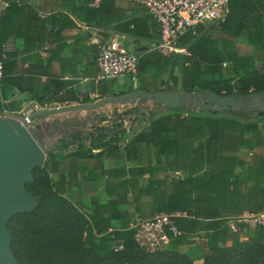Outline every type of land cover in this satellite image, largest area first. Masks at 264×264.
<instances>
[{
	"label": "trees",
	"instance_id": "16d2710c",
	"mask_svg": "<svg viewBox=\"0 0 264 264\" xmlns=\"http://www.w3.org/2000/svg\"><path fill=\"white\" fill-rule=\"evenodd\" d=\"M114 1L100 0L95 15L110 14ZM228 8L223 22L208 28L197 26L178 37V46L187 53L164 55L154 48L138 54L131 83L148 92L264 94V0H229ZM127 22L133 23L127 33L145 36L135 20ZM240 36L251 45L249 54L239 52L233 39ZM171 66L179 70V87L172 88L166 81L158 89ZM132 90L130 85L128 92ZM64 100L65 96L54 94L35 99L42 106ZM126 116L130 120L127 130L122 121L111 128L76 129L59 138L55 147L93 149L102 155L119 151L117 144L122 142L124 149L112 154L140 169L118 186L130 190L131 204L140 219L180 213L173 217L180 235L162 249L146 252L133 240L132 227L107 231L108 224L99 226L57 191L50 175L52 152L48 151L42 166L33 171V182L26 184L27 191L40 197L39 206L14 215L7 224L18 263L193 264L182 247L194 243L196 237L205 247L203 264H264V225L239 221L244 213H264V137L260 130L264 110H159L153 105L126 110L121 119ZM109 145L114 147L107 149ZM52 205L55 209L48 210Z\"/></svg>",
	"mask_w": 264,
	"mask_h": 264
},
{
	"label": "crops",
	"instance_id": "0c3cea01",
	"mask_svg": "<svg viewBox=\"0 0 264 264\" xmlns=\"http://www.w3.org/2000/svg\"><path fill=\"white\" fill-rule=\"evenodd\" d=\"M99 2L100 0H0V53L3 47L7 48L3 63L2 93L11 101H15L19 95L25 96L21 101H15L16 111L37 102L35 99L49 98L53 94L65 96V100L54 102L50 106H63L120 95L128 92L130 85L133 87L132 91L138 90L136 83H131L130 76L115 80H96L95 57L99 47L111 40H116L136 54L154 49L160 38L158 26L137 2L115 0L110 14H102L100 17L94 12ZM130 20L138 23V30L144 32L145 36H134L126 32L127 28H133V23L127 25ZM210 26L211 24L203 25L206 28ZM214 34L220 36L217 27ZM233 40L240 53L251 52L252 47L246 43L244 36ZM166 81L172 88L179 87L177 67L171 66L162 76L158 89ZM73 99L86 101L78 102ZM116 106L118 112H124L151 105L144 102ZM78 111L80 110H74ZM93 111H80L82 113L78 117L69 114L73 111L62 112L54 120L64 129L70 130V133L80 130L82 126L76 124L81 121L84 131L98 126L107 127L110 116L104 120H100L101 116L95 119L90 113ZM64 122H69V125L62 124ZM34 123L40 126V119ZM260 130L264 137V125ZM125 134L126 131L123 135ZM56 143L57 141L47 152H52L49 159L50 175L57 191L62 196L71 198L99 226L108 224L107 231L131 228L140 219V215L131 204L130 190L120 188L118 183L127 179L130 173L139 171L140 166L117 160L112 154L124 149L122 142L117 144L119 151L113 149L109 154L102 155H98L93 149L79 150L74 146L56 148ZM113 147L109 145L107 149Z\"/></svg>",
	"mask_w": 264,
	"mask_h": 264
},
{
	"label": "water",
	"instance_id": "95a60500",
	"mask_svg": "<svg viewBox=\"0 0 264 264\" xmlns=\"http://www.w3.org/2000/svg\"><path fill=\"white\" fill-rule=\"evenodd\" d=\"M24 97L19 95L14 100L19 102ZM262 98L264 94L238 96L180 90L154 92L135 90L91 102L44 108L33 112L29 120L35 122L41 117L74 110L93 111L109 104L144 102H150L151 106H159V110L180 107L214 111L242 108L264 110L254 106ZM15 101H11V107ZM53 124L57 126L59 122L55 121ZM62 124L69 125V122ZM38 128L35 123L26 128L16 119L0 117V264H19L10 247L11 236L7 229L10 218L18 213L30 212L40 203V197L26 189V184L33 182L34 169L42 166L47 153L44 140L38 134Z\"/></svg>",
	"mask_w": 264,
	"mask_h": 264
},
{
	"label": "built area",
	"instance_id": "2783aa9c",
	"mask_svg": "<svg viewBox=\"0 0 264 264\" xmlns=\"http://www.w3.org/2000/svg\"><path fill=\"white\" fill-rule=\"evenodd\" d=\"M141 4L147 14L158 26L159 41L156 49L164 55L187 53L184 47L177 44L178 37L187 30L197 26L218 24L226 18L229 0H132ZM6 47L0 53V117L18 120L24 127L34 125L29 116L44 106L37 102L27 105L19 111L12 110L11 100L2 93V65L6 59ZM138 54L128 51L116 40L103 43L95 57L97 66L96 80H115L123 76L133 78L136 73ZM54 105V104H53ZM51 105L50 107H53ZM125 118L123 122H126ZM125 127V125H124ZM127 128V125L126 127ZM180 213H159L150 218H141L135 222L133 240L146 252H154L168 245L173 238L180 235L173 217ZM239 221L250 225H264V213H244ZM231 228L235 226L230 223Z\"/></svg>",
	"mask_w": 264,
	"mask_h": 264
},
{
	"label": "rangeland",
	"instance_id": "374dc122",
	"mask_svg": "<svg viewBox=\"0 0 264 264\" xmlns=\"http://www.w3.org/2000/svg\"><path fill=\"white\" fill-rule=\"evenodd\" d=\"M255 104H256V105H254L255 107H259V108L264 109V98H262L260 101L256 102ZM116 105H118V104H109V105L103 106L101 108H97L96 110H94L93 112H90V113H91V115H94L95 117H100L102 115H104V117L110 116L109 122L107 123V127L108 128L115 127L118 124V122H120V121L123 122V118L121 119V115L123 112H118L116 110V107H117ZM49 107L50 106H48V105L44 106V108H49ZM80 111H88L89 112L90 110H80ZM80 111L69 112V114L74 115V117H78L79 113H82ZM58 115L59 114H55V115L39 118L40 119V126L37 129V131H38V134L41 135L43 140H44V146H45L46 150L51 148L53 146V144L56 141H58L59 138L65 137L70 133V130L64 129V127L60 126L59 124L57 126H54L53 123L56 121V120H54V118L59 117ZM125 118H127V117H125ZM82 124H83V122L81 121L79 124H76V126H79V127L82 126L80 128V130L83 132H87V131H84L85 128L83 127ZM124 125H125V127L127 125V128H125ZM122 126L127 130L130 127V120L126 119V122L125 123L123 122ZM56 127H58L59 130ZM75 206L77 207L76 204H75ZM54 209H55V206L52 205L48 210H54ZM34 210H32V211H34ZM32 211H30V212H32ZM27 213H29V212H27ZM242 240H245V239L242 237ZM228 244H230V243H228ZM202 248L203 249L205 248L203 245V240L195 237V242L190 244V245H184L182 247V251L193 260V264H203L204 258L202 256L203 255Z\"/></svg>",
	"mask_w": 264,
	"mask_h": 264
}]
</instances>
